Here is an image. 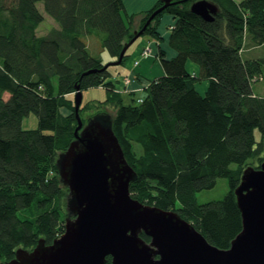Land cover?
<instances>
[{"label":"trees","instance_id":"16d2710c","mask_svg":"<svg viewBox=\"0 0 264 264\" xmlns=\"http://www.w3.org/2000/svg\"><path fill=\"white\" fill-rule=\"evenodd\" d=\"M192 1L169 5L145 28L143 35L159 44V20L171 14L168 46L175 54L167 57L158 47L163 75L143 87L141 102H125L85 37L101 33V47L116 60L133 36V18L142 15L140 29L160 0L125 16L123 0H0V263L64 231L68 189L56 159L74 140L76 85L106 90L104 100L81 103L79 115L83 123L94 116L111 123L136 172L130 195L177 212L209 243L230 246L242 228L234 190L248 165L264 162V96L252 87L264 79V54L242 56L245 45L264 46V0H210L218 6L212 21L192 13ZM38 2L58 24L43 36L36 34L44 18ZM187 60L198 64V75L187 71ZM90 69L96 71L84 74ZM202 80L208 81L203 95L196 89ZM30 112L36 129L21 126ZM219 177L228 180L227 194L198 203L196 194Z\"/></svg>","mask_w":264,"mask_h":264},{"label":"water","instance_id":"95a60500","mask_svg":"<svg viewBox=\"0 0 264 264\" xmlns=\"http://www.w3.org/2000/svg\"><path fill=\"white\" fill-rule=\"evenodd\" d=\"M160 1L162 5L123 43L118 58L101 70L120 65L158 13L186 0ZM189 10L212 21L218 6L210 0H194ZM75 88L74 140L56 159L59 180L68 189L64 231L50 244L39 239L31 250L18 248L12 259L0 264H104L107 256L111 264H264V162L259 168L248 165L243 170L234 190L242 228L228 248H219L177 212L130 195L129 184L136 172L111 123L96 116L83 123L79 115L82 91L79 85Z\"/></svg>","mask_w":264,"mask_h":264},{"label":"rangeland","instance_id":"374dc122","mask_svg":"<svg viewBox=\"0 0 264 264\" xmlns=\"http://www.w3.org/2000/svg\"><path fill=\"white\" fill-rule=\"evenodd\" d=\"M157 1L158 0H123V3H124L123 16H125V14L139 13L141 11L147 10V9L151 8ZM37 7L40 10V12L43 14L44 18L41 21V23L38 25V27L36 29V34H37V36H43L51 28L58 27V24L52 17H50L49 15H47L45 13L42 2H38ZM141 17H142L141 14H137L133 18V26L134 27H138ZM165 17H169V19L172 21L175 20L171 14L164 13L159 20L158 28L161 31L163 29V31H166L169 34V32H170L169 25L165 24ZM100 37H101V33L93 32L91 35L85 37V40L87 42V45L89 46V50H90L91 54L100 56L102 62L104 64H107L108 62H111L113 59L109 55V53L101 47ZM167 37L168 36L163 37V35H162V39L160 41L163 45H165L164 48L166 50V56L171 57L170 53L173 50L170 49L168 46V38ZM146 40L147 41L148 40L156 41L155 39H152L147 35H141L128 48V54L129 55L127 56L126 60L122 64L109 66V70L112 73V76L123 75V74H125V72L127 70H129V68H128L129 62L133 61V56H134L132 53L140 46V44L142 42H146ZM156 51H157V47H156ZM263 54H264V46L249 47L248 45H245L243 47L242 56L245 59L255 58L258 56H262ZM154 59L156 60V63H158L161 67V64H160V61L158 60V58L154 56ZM187 63L198 65L191 60H187L186 64ZM163 73L164 72H163L162 67H161L160 73L158 71V74L156 73V71L153 70V74H156L155 78L163 75ZM150 78L153 79V77H150ZM201 82H205V80H202ZM197 84L200 85L201 83L199 82ZM252 87H253L254 92H256L257 94H259L261 96H264V79L253 82ZM144 94H145V91L143 88L137 89L130 96L128 93H122L125 102H131L130 97H134L135 99H137L139 97H143ZM4 98H8L7 93H4ZM105 98H106V90H105V88H103L101 86L87 88V89H84L82 91V103L83 104L90 101V100H93V99L104 100ZM108 109L110 110L111 108L108 107ZM82 115H83L82 117L85 118L87 116V112L83 113ZM21 126L24 129H36L38 127V118H37L36 114L34 112H30L28 115H25L22 118ZM44 133H50V131L46 130V131H44ZM254 134H255V137L258 139L259 138V131L257 129L255 130ZM228 191H229V184H228L227 178L219 177V178H217L216 184L214 187H212L210 189L202 190L196 194L197 202L198 203H205V202L212 201V200H220L227 194ZM22 212L23 211H21V210L18 211V215L21 217L23 216Z\"/></svg>","mask_w":264,"mask_h":264},{"label":"crops","instance_id":"0c3cea01","mask_svg":"<svg viewBox=\"0 0 264 264\" xmlns=\"http://www.w3.org/2000/svg\"><path fill=\"white\" fill-rule=\"evenodd\" d=\"M174 22L175 20L172 21L169 19V17H165V24L172 26ZM158 31L161 35H163V37L169 35L166 31H163V29L161 31L158 28ZM155 46L157 47V50L158 47L165 50V45H163L161 42L158 44L154 40H146V42H142L140 46L132 53L134 56L133 61L129 62V70H127L123 75L109 77L108 80L114 82L117 91H119L120 93H134L137 89L145 87L148 81L152 80L150 77H153V79L155 78L156 74H153V70L156 71L157 74L158 71L160 73L161 67L158 63H156V60L154 59V56L157 57ZM144 49H148L147 55H143ZM174 54L175 52L171 51V57L174 56ZM135 61H137V63H135ZM186 69L188 72L195 75H198L200 71L198 65H194L191 63L186 64ZM200 83V85L196 84V89L200 94L203 95L208 86V81L205 80V82Z\"/></svg>","mask_w":264,"mask_h":264},{"label":"built area","instance_id":"2783aa9c","mask_svg":"<svg viewBox=\"0 0 264 264\" xmlns=\"http://www.w3.org/2000/svg\"><path fill=\"white\" fill-rule=\"evenodd\" d=\"M148 54V49H144L143 50V55H147ZM135 63H137V61H135ZM142 101V98H139L138 99V102H141Z\"/></svg>","mask_w":264,"mask_h":264}]
</instances>
